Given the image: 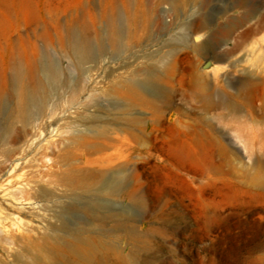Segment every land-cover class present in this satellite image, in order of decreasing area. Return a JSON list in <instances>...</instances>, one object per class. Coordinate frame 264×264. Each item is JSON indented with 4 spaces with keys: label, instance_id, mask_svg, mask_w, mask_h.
Here are the masks:
<instances>
[{
    "label": "bare ground",
    "instance_id": "6f19581e",
    "mask_svg": "<svg viewBox=\"0 0 264 264\" xmlns=\"http://www.w3.org/2000/svg\"><path fill=\"white\" fill-rule=\"evenodd\" d=\"M121 1L124 9L110 2L103 5L101 16L105 23L101 29L92 31L91 27H85L80 32H70L68 47L81 67L90 61L99 63L107 43L117 52L149 37L156 26L150 19L151 6L168 2L170 7L162 9L165 13L178 11L185 4L184 0ZM246 18L215 24L203 17L194 24V30L199 32L189 31L186 36L188 52L207 50L222 63L220 66H204L201 60L187 58V68L179 77L178 52L171 49L160 57V65L130 69L129 64L126 74L120 75L111 71L108 78L112 84L103 93L114 99L108 106H101L106 114L99 111L78 119V123L68 125V135H61L58 127H51L48 134L53 139L46 141L44 133L34 138L33 128H37L34 121L40 119L44 126H52L65 118L75 107L78 85L71 88L75 96L67 107L48 111L47 90L62 81L58 63L45 58L40 72L43 78L21 60L14 64L11 78L15 102L7 114L6 124L13 127L22 122L24 129H20L25 131V136L32 133L26 138L20 156L13 160L17 161L15 167L19 165L20 171L23 169L18 174L20 180L9 178L0 184V250L13 256L10 264H132L135 256L149 264L151 255L142 252L146 247L142 233L122 229L124 221L132 219L131 209H113L106 202L109 196H126L133 206L145 204L142 182L133 184L140 177L134 165L135 147L158 152V161L176 170L185 184L199 187L212 184L219 191L225 189L226 182L237 179L240 188L245 187L246 191L264 198V158L261 156L264 152V67L258 64L246 67L242 60H232L246 39L259 28L247 29L242 39L224 52L217 44L218 38L230 36L245 24ZM162 27L166 33L172 31L169 23L165 22ZM210 36L216 42L211 46L210 40L204 41ZM223 68L228 72L225 77L220 74ZM231 73L240 75L234 78ZM176 82L182 85L178 91L187 104L178 107V114L173 113L168 121L167 114L175 107ZM138 108L149 111L150 115H141ZM20 132L16 140L21 139ZM232 132L255 155L250 166L238 165L239 158L236 163L235 155L240 149L232 141L226 142ZM161 136L164 142L157 146L153 139ZM43 144L53 154L47 166L37 156L27 158L31 151L37 155ZM55 146L59 147L55 149ZM29 161L36 163L30 172L24 170ZM113 164L117 168L108 170ZM66 197H71L75 204L61 206L57 215L60 223H53L47 209L50 203L63 202ZM40 229L48 231L41 234ZM121 231L132 244L129 253L110 241ZM20 244L21 249L16 250L15 245ZM4 260L0 255V264H8ZM259 260L264 264V251Z\"/></svg>",
    "mask_w": 264,
    "mask_h": 264
},
{
    "label": "rangeland",
    "instance_id": "374dc122",
    "mask_svg": "<svg viewBox=\"0 0 264 264\" xmlns=\"http://www.w3.org/2000/svg\"><path fill=\"white\" fill-rule=\"evenodd\" d=\"M106 2L124 9L121 0H0V184L9 178L20 180L18 174L23 169L20 171L19 165L15 167L17 161L13 160L20 156L26 138L32 133L25 136V131L20 129L24 125L22 122L13 127L6 124L7 114L15 102L12 69L19 60L32 66L39 77L43 74L40 72L45 58L56 61L60 66L63 73L61 84L47 90L48 111L52 108L60 111L67 107L75 96L72 89L78 85L75 107L68 111L65 118L52 126H44L40 119L34 121L37 127L33 128L34 131L32 129L36 133L34 138L44 133L45 141L53 139L48 134L51 127H58L61 135H68V125L78 123V119L103 112L106 114L102 107L114 99L103 93L112 84L108 78L111 71L120 75L126 74L129 64L130 69L160 65V57L171 49L178 52V76L187 68V58L201 60L204 66H220L222 63L216 61L207 50L195 53L185 49L186 36L190 32H199L194 30V24L203 17L215 24H228L241 21L246 16L245 24L237 27L230 36L218 38L217 44L224 52L231 49L247 29L259 28L246 39L232 60H242L246 67L253 64L264 67V0H184L185 4L178 11L163 13V7H170L168 2L151 6L150 19L156 26L149 37L117 52H113L112 46L107 43L105 55L100 57L99 63L90 61L84 69L70 53L69 35L72 30L80 32L85 27H91L92 31L101 29L105 23L101 9ZM165 22L171 25L170 33H166L162 27ZM93 34L96 35L95 32ZM206 40L211 41L210 46L216 44L211 36ZM220 74L225 77L228 74L226 68ZM230 75L238 78L240 73ZM178 88L182 89V85L176 82L173 87L177 91L175 107L168 112V121L173 113L178 114V107L187 104ZM137 110L141 115H150L149 111ZM19 131L22 137L16 140ZM232 133L226 142L230 140L240 149L235 155L236 163L240 159L238 165L250 166L255 155L238 140L235 132ZM153 142L161 146L164 141L161 136L154 138ZM58 147L55 146V149ZM139 148H134L133 158L140 177L134 179L133 184L142 182L145 204L133 206L126 196H109L107 198L110 200L105 201L113 209H131L132 219L125 220L122 229L142 233L146 244L142 252L151 255L149 264H262L259 258L264 251V198L246 191L245 187L240 188L237 179L226 182L225 189L219 191L214 190L212 184L201 187L185 184L178 178L176 170L158 161V152L153 150L150 153ZM51 152L47 144H43L37 155L36 151H31L27 158L31 160L37 156L40 163L47 166L53 157ZM263 154L261 156L264 158ZM32 164L29 161L24 170L30 172L36 163ZM116 168L117 165L113 164L108 170ZM70 198L50 203L47 211L53 223H60L57 215L62 210L61 206L74 203ZM45 231L48 230L40 229L39 233ZM111 238L112 244L125 253L130 252L132 244L127 236L125 238L124 231ZM15 247L16 250L21 249V244ZM0 255L8 264L12 262L13 256L9 252L0 250ZM132 264L147 263L135 256Z\"/></svg>",
    "mask_w": 264,
    "mask_h": 264
}]
</instances>
